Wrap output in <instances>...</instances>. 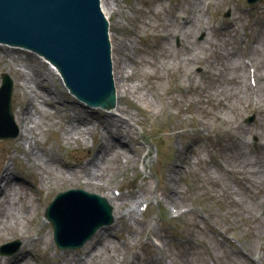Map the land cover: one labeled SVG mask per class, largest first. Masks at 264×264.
I'll return each instance as SVG.
<instances>
[{"label":"rangeland","instance_id":"374dc122","mask_svg":"<svg viewBox=\"0 0 264 264\" xmlns=\"http://www.w3.org/2000/svg\"><path fill=\"white\" fill-rule=\"evenodd\" d=\"M108 1L116 8L115 12H112L113 26L110 29L113 35V42L111 39L113 69L115 65V72L118 75L119 63L124 61V74L130 76L129 81L126 82L129 93L121 95L119 86L116 102L119 104V110L134 120L133 123L136 126L131 123V128L127 126L129 131L126 130V126L123 128L132 138V145L136 141L139 142L143 146V151L139 157L130 152H127V155L125 152H120L119 159L114 151L103 152L101 161L96 160V156L101 155L98 151V141L91 138L89 134H86L89 139L87 142L65 141L67 126L49 107H44L46 111L41 119L38 118L39 113L36 114V111H39L38 108L34 109L36 120L35 125L32 126L37 125L34 130L36 142L32 140L31 145L32 149L40 153L42 158L45 157L47 162L46 164L32 162V158L37 160L36 157L24 152L16 142L21 130L16 118L19 107L15 83L19 80L15 71L19 68L24 71L36 67L38 69L40 61L33 67L32 64L26 63H34L35 59L32 62H19L25 66L11 63L7 61V58H3L4 49L0 46V87L2 74H8L13 81L11 108L18 130L16 137L0 139V175L6 179L13 167L16 172L19 171V174L27 176L26 178L34 183L36 188H46L49 192L48 201L38 210L33 209L36 213H41V225H37V220L34 219L35 212L28 210L25 213L22 209V199H16V212L21 220L29 222L28 220L33 217V222L26 232L25 242L19 228L16 233L8 229V223L17 224L16 220L3 222L0 217V231L3 237L0 240V249L9 243H18L16 253L9 255L12 259L21 253L24 243H27L28 248H31L34 255L38 256L39 264L84 262L76 259L72 250H62L57 247L53 226L45 222L43 217L45 218L46 209L58 193L69 189H82L79 187L83 186H78L77 183L87 178L88 168L92 167L96 168L97 173L94 186L91 187L92 191L104 197L107 202L109 201L105 194L119 197L116 191L120 189L118 191L122 195L120 197L124 198L121 200L123 202L127 200V206L124 207L122 201H119L122 203V212L127 209L131 211L132 201L142 199L140 203H145L144 212L140 211V214L134 218L139 222L143 221L142 226H137L134 219L129 220V216L125 217L122 214L116 215L114 219L113 209L109 231L103 235L92 236L79 249L81 250L79 254L85 255L87 264H164V261L169 264H208L211 259L219 264H240L227 249L206 232L205 228L210 222L229 231L233 239L241 244L247 253L256 255L257 251L263 253L264 258V247L258 246V242H264V226L256 218L258 205L235 188L225 173L210 162L202 146L206 137L213 138L215 141L217 135L227 130L237 133L236 129L240 123H246L247 128L253 130L248 126L251 117L253 123L259 117H263L262 114L257 117L248 114L252 87L248 86L247 71L244 70L242 80H237L235 73L228 70L227 63L236 58L242 69L240 60L236 56L233 57L231 52H225L219 45H206L202 35L194 34L191 42L200 43L202 46L198 53L195 52L198 61L209 71L208 75H202L199 78L195 73L197 66L186 61L181 65L176 62V59L180 58L179 54L183 53H176L177 38L172 43L158 39L159 33H165L158 15L167 11L164 18L168 20L171 13L166 5L160 4L162 6L159 7L156 0H118V4L115 0ZM189 1L197 4V0ZM218 1L227 6L225 0ZM180 7L181 10H185L188 8V3L181 2ZM228 12L231 17V9L226 8L224 14L221 13L224 22L228 19L224 16ZM218 15H220L219 12ZM172 16L173 14L170 18ZM246 21L251 22L248 14L245 16V24H247ZM261 32L264 34V28ZM185 36L189 37L187 33ZM253 39L258 43L259 51L263 52L264 38L258 39V35H255ZM182 41L187 43L190 38L185 40L181 36L179 45ZM220 50L221 54L217 55ZM226 53L230 55L226 56ZM11 55L15 58L19 57V53ZM29 57L32 60V55ZM215 61L223 63L216 64ZM168 64L176 65L171 76L167 75L163 69ZM178 76L180 78L176 81L175 77ZM46 79L45 86L56 93L54 101L66 104L69 101L76 102L67 94L57 77L54 83L49 76ZM261 85L264 86V82H261ZM241 87L247 91L242 98L239 97L237 89ZM42 92L48 96L47 93ZM260 96V105L264 106L263 88H261ZM221 98L227 101L225 106L222 105ZM37 104L42 106L40 98ZM66 109L70 111V106L67 105ZM100 110L102 111V109L97 111ZM88 113L89 119L94 118L92 115L95 113L100 115L98 112ZM226 119L236 122L233 126L223 127L222 124ZM263 125L260 123L259 129H262ZM259 138L264 139V130ZM45 155H49L50 158ZM131 155L134 161L126 162ZM217 155L214 158L215 162L218 160L223 163L224 168L226 166L238 169L247 167L249 175L247 173L244 175L245 181L251 180L248 183L255 191L261 193L260 186L264 177L253 172V169L254 167L261 169L264 166L263 159L261 160L247 149L245 153H240L222 144L217 150ZM88 159H92L91 163L94 161V164H88L85 170L76 166L71 171V175L56 164L63 160L68 161L70 165H77V161L84 163ZM174 165L177 168H173ZM6 168L9 169L7 174H5ZM182 171L184 172L181 173ZM254 174L257 177H253ZM141 178L145 180L139 181ZM112 187H116V190L111 194ZM28 202L36 206L33 200ZM42 226L44 227L39 232ZM34 238L36 242L33 240L32 245ZM117 238L126 239V243L121 244ZM100 242L103 244L100 245ZM94 251H98L99 254L92 258L90 254ZM132 254L133 256L130 257L129 255ZM224 256L232 261L224 259ZM0 257L5 258V255L0 254ZM0 264H8V262H0ZM21 264L30 263L27 259V262Z\"/></svg>","mask_w":264,"mask_h":264},{"label":"bare ground","instance_id":"6f19581e","mask_svg":"<svg viewBox=\"0 0 264 264\" xmlns=\"http://www.w3.org/2000/svg\"><path fill=\"white\" fill-rule=\"evenodd\" d=\"M117 1L118 4V0ZM181 2H185L188 3V8L185 10H181L180 7V3ZM156 3H159V1L156 0ZM158 6H162V5H158ZM174 6H178L177 10L178 13H182L185 16L186 21L181 22V27L180 25H178L177 29L179 30V32H181L182 30L187 29L189 37H187V39L190 38L189 43L194 46V51L196 53H198L200 51V48H202V46L200 45V43H196V42H192L193 41V35L194 34H200V33H205L206 35H209L213 32H216L215 29H213V25L215 24L214 20L211 21H206L207 15L204 13L205 12V5L203 3V1L201 0H197V4L191 3L189 0H178V2H176L174 4ZM101 8L103 10V13H105L108 21L111 22V29L113 26L112 23V12H115L116 8H114L113 3H111L108 0H101ZM170 25V24H169ZM169 25L167 26V28L169 29ZM186 27V28H185ZM112 31V30H111ZM110 31V33H111ZM191 33V34H190ZM173 34L169 33V34H163L160 33L159 34V40L160 41H167V40H171V36ZM186 35V34H185ZM110 38L112 39L113 42V35H110ZM1 45V43H0ZM3 47H6L3 45ZM186 48L188 50H190L189 46L186 44ZM254 48V45L251 44V49ZM206 50V49H204ZM41 52V51H40ZM1 53V52H0ZM43 53V52H41ZM3 58H7V61H10L11 63H19L21 62L20 57L15 58L13 55L10 54H6V53H2ZM230 55V53H226L225 54ZM40 59L43 60V62H46L49 65V68L52 69L54 72L52 73V71L50 69H47V74H41V72L39 71H33V69H27L26 71L22 70L21 68L16 69V77L19 80L16 81L15 85H16V90H17V103H18V114L16 116L18 124L20 126V135L18 137V141H16L18 143V145L20 146V148L24 151L27 152L33 156L36 157L37 160L32 158V162L34 163H43L46 164V159L45 157L42 158L41 155H39L40 153L35 152L32 149V145L31 142L32 140H35L36 142V137H35V128H37L36 126H32L35 125V120L36 118L35 116V112L34 109H37L39 111H36V114L39 113L38 118L41 119V117L45 114V109L44 107H50L53 108L54 110L58 108V106L56 105V101H54V95H56L55 92H52L51 89H47V95L44 94L42 91L45 87V84L47 82L46 78L47 76L50 77L51 81L54 83L55 82V78L57 77L60 81L61 84H63V79L61 77V71L59 69L58 66L54 65L52 62H50L48 59L44 58L43 56L40 55ZM189 58V55L187 57V59ZM189 63H195L196 59L194 57L189 58L188 60H186ZM208 61V60H207ZM206 61V62H207ZM123 62L121 61L119 63L118 66V75H116L115 72V65H114V91H113V95L118 97V92L117 89H119V86L121 87L120 90V94L121 95H125L127 93H129V88L126 82L129 81L130 76H125L124 74V66H123ZM222 61H215L214 63H221ZM223 63V62H222ZM20 66H25L23 63H19ZM32 67L34 65V63H31ZM227 66L229 67V71L232 73H235L234 76H237V80H242L244 78V71L242 69H240V66L237 63V59H232L231 61H229V63H227ZM27 68V67H26ZM42 68V67H41ZM205 73V72H203ZM261 78V76H259V79ZM126 83V84H125ZM247 88V86H244ZM264 87V86H263ZM239 91V97L242 98V96H245L247 94V91L244 90L242 87L241 88H237ZM237 91V92H238ZM117 93V95H116ZM108 97L109 96H105L103 97L101 100H99L100 102H107L108 101ZM40 98L41 101V105L42 106H38L37 101ZM78 101V100H77ZM23 104V105H22ZM116 104V103H115ZM84 105L81 100H79L77 103L76 102H72L70 101L69 106H70V111L66 110L64 108H61L60 111H56L57 115L61 118V121L63 122V124L65 126H67V132H65V141H76V140H82L83 142H87L89 139L86 137V134L91 135V138H93L94 140L98 141L99 144V153L101 152V155L96 156V160H100L103 158V152L107 153L109 151H114L116 153V157L117 159L120 158V152H125L127 155V152L132 153L134 156H138L139 154L143 151V146L139 143V142H135V144L132 145L131 142V137H129V133L126 131H124V126H126V130L129 131L128 127L129 124L124 121L121 117V119H117V118H113L111 115H107L104 116V114L99 113L100 115H96V113L94 115H92L99 123L97 124H87L88 119L83 115L82 112L85 111L84 108H82L81 106ZM117 105L118 102H117ZM223 106H225V103H222ZM85 106V105H84ZM78 111V112H76ZM250 111L254 112V113H259L262 114L263 117L262 118H258L257 119V124L256 127L253 130H249L245 124L240 123L238 129H236V132L233 131H225L224 133H221L219 135L218 138V142L221 143L222 145H225L228 148H231L234 151H239L240 153H245V149L249 146V144L247 143V138L248 136L252 135V134H257L258 136L262 135V130H264V125L262 126V129H259L258 125L260 123L264 124V106L260 105L256 100L254 103H252L250 105ZM126 114V113H124ZM96 115V116H95ZM100 116V117H98ZM130 121H134L132 120V118L128 115ZM234 122L236 121H231V120H224L222 126L226 127L228 125L233 126ZM124 123V124H123ZM38 124V123H37ZM99 124V125H98ZM40 125V124H39ZM101 125L103 126L101 128ZM128 126V127H127ZM131 128V127H130ZM34 142V141H33ZM24 145V146H23ZM138 148V149H136ZM42 149H40L41 151ZM119 150H123V151H119ZM264 153V147L262 146V144L260 142H256L254 145V155L259 157L261 160L264 158L261 157L260 155ZM44 154V153H43ZM47 158L50 156L49 155H45ZM245 157V156H244ZM92 160V159H91ZM91 160L88 159L87 162H81L79 163V161H77V165H70V163L68 161H58L56 164L64 169L66 172H68V174H72L71 171H73V168L77 166V168L79 169H83L85 170V168L87 167L88 164H94V161L91 163ZM55 161V160H52ZM129 161H134V157L131 155L128 157L126 162ZM216 165L219 168H223L222 164L216 160ZM95 167V166H93ZM173 168H177V166H173ZM185 171V170H184ZM184 171H182L181 173H183ZM240 171V176H242L244 173H247L249 175V169L247 167L243 168V169H239ZM9 172V169L6 168L5 169V174H7ZM253 172H255L256 174H260L261 176L264 177V166L260 168L254 167ZM59 173L61 174V172L59 171ZM254 174L253 177H257V175ZM8 176L6 179H4L3 175H0V198L2 197V199H0V217L1 220L4 221H10V220H16L17 224L14 223H8V229L12 232V233H16L17 232V228L20 229L21 233H22V238L24 239V242L26 241L27 237H26V232L28 231V229L31 226V223L33 222V217H31L28 221L29 222H24L21 220V218L18 216L17 212H16V199H22L23 201V210L24 212H28V210L33 211V209L36 208V210H38L43 203H46L48 201V197H49V192L48 190H46V188H36L34 183H31L30 180H28L27 176H18L12 169H10V172L8 173ZM27 177V178H26ZM97 178V173H96V168H88V176L87 178H85L84 181L81 180V182L77 183L78 186H83V187H79L82 188L88 192L91 193H95V191H92L93 189L91 188L92 186H94V179ZM247 179V178H246ZM248 180V179H247ZM251 180H248V182H250ZM263 183H264V179H263ZM261 184V186H264V184ZM83 184V185H80ZM16 186H18V188H16ZM261 193L264 195V187H261ZM116 190V187H112L110 188V192L111 194ZM32 193H30V192ZM109 192V191H108ZM109 192V194H110ZM63 193L60 192L57 195ZM97 193V192H96ZM110 194V195H111ZM239 196H241L240 193H238ZM105 197L108 199L109 203L113 206V213H114V219L116 218V215H120L122 214V216H129V220L134 219L135 217H137V213L135 212V210H132L133 208H135L140 201H132L131 204V211L129 209L124 210V212L121 211V208H123L124 206H127V200H125L124 202L121 199H124L123 197H117L115 196H109L107 193L105 194ZM36 203V206L31 205L28 201ZM5 201V202H3ZM122 201L123 203V207H122V203L119 202ZM11 202H13L11 204ZM125 203V204H124ZM3 204V205H2ZM2 205V206H1ZM171 206H174L172 204H170ZM7 206V207H6ZM176 206V205H175ZM261 208V210H263V207L260 205L259 206ZM6 208V209H4ZM35 210V211H36ZM33 211V212H35ZM34 219L37 220V225H41L42 224V216L41 213H34ZM118 219V218H117ZM135 220V219H134ZM44 226H42V228L40 229L39 232H41V230L43 229ZM108 229V228H107ZM107 229H99L97 231V234H104V230ZM257 230H259V228H257ZM2 235H1V231H0V240H2ZM105 238H107L105 236ZM33 240L32 239V245H33ZM112 244V242L110 243V245ZM31 245V246H32ZM122 249V248H121ZM98 251H94L92 252V254H90L92 258L97 257L98 255ZM224 254V253H223ZM73 256H75L73 254ZM35 257L34 253L32 252L31 248H28V244L24 243L23 248L21 249V253H18L16 255V258H12V259H5V258H1L0 257V262H8V264H21L22 262H28L30 263L31 259H33ZM69 258V257H68ZM224 259H226V257H223ZM14 259V260H13ZM226 260H228L229 262L232 261V259L227 258ZM227 262V261H226ZM72 264H87L85 262L82 263H72Z\"/></svg>","mask_w":264,"mask_h":264},{"label":"water","instance_id":"95a60500","mask_svg":"<svg viewBox=\"0 0 264 264\" xmlns=\"http://www.w3.org/2000/svg\"><path fill=\"white\" fill-rule=\"evenodd\" d=\"M0 40L45 53L63 68L72 90L86 99L99 101L112 92L106 24L99 0H0ZM4 80L0 137L7 138L18 131L10 105L12 81L8 75ZM107 102L113 104L114 96ZM79 200L83 203L75 205ZM111 213L104 198L83 190L60 194L47 211L61 249L82 246L98 228L112 222Z\"/></svg>","mask_w":264,"mask_h":264}]
</instances>
